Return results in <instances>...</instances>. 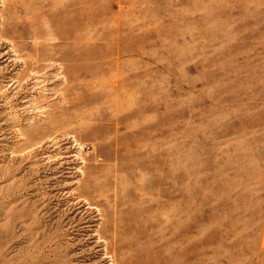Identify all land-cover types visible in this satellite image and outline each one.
<instances>
[{
	"label": "rangeland",
	"instance_id": "1",
	"mask_svg": "<svg viewBox=\"0 0 264 264\" xmlns=\"http://www.w3.org/2000/svg\"><path fill=\"white\" fill-rule=\"evenodd\" d=\"M0 264H264V0H0Z\"/></svg>",
	"mask_w": 264,
	"mask_h": 264
},
{
	"label": "bare ground",
	"instance_id": "2",
	"mask_svg": "<svg viewBox=\"0 0 264 264\" xmlns=\"http://www.w3.org/2000/svg\"><path fill=\"white\" fill-rule=\"evenodd\" d=\"M57 137V136H56Z\"/></svg>",
	"mask_w": 264,
	"mask_h": 264
}]
</instances>
